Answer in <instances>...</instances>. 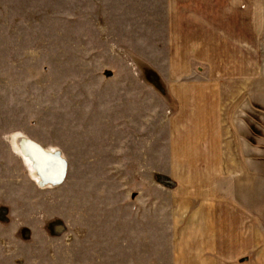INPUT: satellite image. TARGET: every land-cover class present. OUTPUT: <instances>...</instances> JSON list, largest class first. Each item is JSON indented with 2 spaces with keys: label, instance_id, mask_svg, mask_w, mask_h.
Returning <instances> with one entry per match:
<instances>
[{
  "label": "rangeland",
  "instance_id": "rangeland-1",
  "mask_svg": "<svg viewBox=\"0 0 264 264\" xmlns=\"http://www.w3.org/2000/svg\"><path fill=\"white\" fill-rule=\"evenodd\" d=\"M196 40L197 57L177 51ZM234 52L244 75L228 71ZM213 83L221 129L240 121L264 178V0H0V264H206L190 230L218 225L225 206L244 214L240 185L224 184L243 172L179 169L182 144L210 139L204 121L177 137L196 121L175 97ZM33 146L61 161L60 181L35 184L13 150ZM260 189L245 204L256 219L225 226L264 228Z\"/></svg>",
  "mask_w": 264,
  "mask_h": 264
},
{
  "label": "crops",
  "instance_id": "crops-1",
  "mask_svg": "<svg viewBox=\"0 0 264 264\" xmlns=\"http://www.w3.org/2000/svg\"><path fill=\"white\" fill-rule=\"evenodd\" d=\"M236 22H238L239 24L242 23V33L244 35V12L242 20L240 21L239 19H237ZM236 31L237 32H234V35L237 36L238 40L240 39L239 36H241L240 28L238 27ZM177 35L179 38L178 40H181V42L183 41L184 43L186 42L185 36L182 37L183 35L181 34V30L175 34L176 37ZM189 35L191 36V34ZM222 36L223 35H219V38L217 39V47L214 43H212L213 49L218 50L220 46H223L220 42ZM242 38H244V36ZM233 41L235 42V39ZM189 43L191 44V41H189ZM202 45H207V43H205V41L199 40L196 42L193 48H187V46L185 47V45H183L180 50L177 51H180L181 55L182 52H184V54L185 52H189L191 57H197L198 49H200ZM233 56L234 61L227 62V65L229 66L228 71L232 72L234 75H244V57L243 60L240 59L238 52H234ZM222 91L223 90L219 86V84L214 83L210 85L192 84L186 85L181 89H177V92L181 93V97L180 99L175 97V100H177V103L180 107H191V109H189V114H191L192 117L194 116V120L196 121V124L195 121L192 122L195 124V126L191 124H185V126L179 129L183 135H181V137H179L178 135L177 137L185 138L186 134L189 133L187 139L190 138L191 140V132L194 131V129L196 131L199 128V124H202L204 121L206 122V125L205 127H202V129L205 130H203V134L202 136H200V138L210 139L209 143L207 142L206 145L203 143L204 145L199 146V144H196V138H198V135L196 136L195 134V142L191 141L189 147L182 144L184 152L189 156L190 159H186L184 163H190V166L189 168H186V166L179 167V169H206L212 171L232 170L243 172L238 175V177L241 176V178H238L236 181L234 180V178H231L230 180L226 178V183H223L227 184L228 186L231 185L234 188L237 185H240L236 194L233 195L231 193V201L237 207L241 208L242 210L244 209L245 211L243 212L244 214H242L241 212H238L231 208V206H225V208L228 207V209L221 210V220L219 223L220 225L218 224L205 227L204 230L197 227L192 228V230H190V243L199 245L196 247L200 248L201 250L204 248L203 250L206 253V264H264V249L262 247V244H264V228L254 226L252 223L249 226L245 225L243 227H235L234 225L227 227L224 225L226 222L225 220H228V222H231V224H233L235 219H256V215H254L251 212V209L249 207H246L245 204H249L253 201L252 199L254 198V193H256L257 190L263 188L262 191H264V178L261 174L258 173L259 169L256 161H253L252 159L249 160L246 157L247 147L245 143V134L244 130L239 129V127L241 128L239 119V124L238 126H236L237 129L235 125L233 126L232 130L227 129L225 131L221 129V124H225L224 119L217 117L213 108H216L219 105V102L221 101ZM228 95L230 96V100L233 101V105L237 104V106L239 107L244 104L245 106V87H241L239 85L236 91ZM210 101L211 103H209ZM193 107L194 109H192ZM199 107H204L205 109L201 111ZM238 118H240V116ZM241 122L244 123V120H241ZM228 124L230 125V123ZM229 128L231 127L229 126ZM225 138L233 139L234 146L229 147V144H226V148H224V151H222V143L220 142V140ZM207 149L211 150V159L208 157H204L203 155L204 150L205 155L208 154L206 153ZM199 155L202 156L199 158ZM224 155H228L229 159L226 160ZM200 162H202L203 164L204 162H206L205 168L204 166H199ZM210 162L213 164L211 167L208 166ZM246 176L249 177L247 178ZM228 190L229 189H227V191ZM245 256H247L248 258L246 260H241V257L245 258ZM238 257H240V260L238 259Z\"/></svg>",
  "mask_w": 264,
  "mask_h": 264
},
{
  "label": "bare ground",
  "instance_id": "bare-ground-1",
  "mask_svg": "<svg viewBox=\"0 0 264 264\" xmlns=\"http://www.w3.org/2000/svg\"><path fill=\"white\" fill-rule=\"evenodd\" d=\"M14 152L21 158L23 164L32 169L34 174H31L32 180L35 184L41 188H44L48 185H51L53 181L58 182L61 180V176H63V168L60 160L53 158L48 152H45L37 147L33 146L31 149H19L14 148ZM51 154H55L54 151H51ZM51 162L57 163L55 167L56 171H50ZM39 163L41 165L39 166ZM55 165V164H54ZM35 171V172H34ZM43 177H39L37 173H39ZM63 178V177H62Z\"/></svg>",
  "mask_w": 264,
  "mask_h": 264
}]
</instances>
